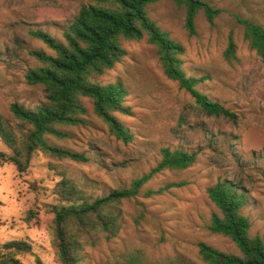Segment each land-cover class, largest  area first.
Returning <instances> with one entry per match:
<instances>
[{"label": "rangeland", "instance_id": "rangeland-1", "mask_svg": "<svg viewBox=\"0 0 264 264\" xmlns=\"http://www.w3.org/2000/svg\"><path fill=\"white\" fill-rule=\"evenodd\" d=\"M219 14L210 25L203 12L195 19L196 35L184 29L185 12L171 0L147 7L149 17L184 47L182 68L187 76L203 79L198 91L234 115H205L187 92L162 73L154 46L122 41L127 52L121 63L93 81L107 85L120 80L128 95L124 105L132 115L115 116L129 129L133 140L123 143L110 135L94 114L93 103L83 98L86 124L70 130L65 147L83 153L85 163L53 161L35 152L26 173L12 164L0 166V253L11 242H27L32 255H18L21 264H58L48 230L56 204L53 189L62 178L84 194L96 198L147 173L161 159L163 148L196 152L193 166L164 171L145 189L183 182L161 196L141 195L123 204L118 236L94 248H85L81 264H202L197 244L204 242L223 252L238 254L227 238L207 229L215 211L206 188L218 180L232 181L245 192L243 209L251 234L264 241V63L242 38L237 19L254 21L264 28V0H201ZM91 0H0V116L10 120V105L34 109L44 102L40 86L26 83L25 74L39 65L34 53L54 52L37 39V31L64 42L63 31L76 18L82 4ZM232 33L236 60L227 63L223 53ZM0 152L9 150L0 141ZM50 163L54 166L50 168ZM30 212V213H29ZM29 220L27 219L30 217Z\"/></svg>", "mask_w": 264, "mask_h": 264}, {"label": "trees", "instance_id": "trees-1", "mask_svg": "<svg viewBox=\"0 0 264 264\" xmlns=\"http://www.w3.org/2000/svg\"><path fill=\"white\" fill-rule=\"evenodd\" d=\"M68 1V0H60ZM163 0H91L82 4L76 18L63 31L64 42L48 33L37 31L35 37L42 41L54 55L43 51L34 53L39 65L28 70V85L40 86L44 102L34 109H26L13 103L10 113L16 123L0 116V141L10 151L0 152V166L12 164L18 174L26 173L35 152L53 161L68 160L85 163L83 153L63 144L71 137L70 130L86 124V108L83 98L93 103L94 114L106 125L115 139L129 143L133 136L116 116H130L125 106L128 95L120 80L101 85L93 81L121 63L127 52L122 41H141L154 46L163 75L176 82L195 99V103L207 116L224 117L233 122V113L218 102L211 101L198 91L203 79L187 76L182 68L184 47L173 40L149 17L147 7ZM175 7L185 12L184 29L189 36L196 35L195 19L203 12L212 25L218 10L201 0H171ZM242 27V38L248 49L264 63V28L248 20L237 19ZM227 63L236 60V44L232 33L228 36L223 53ZM160 161L147 173L133 179L127 187L108 195L92 198L84 194L72 181L62 178L54 186L56 204L50 207L53 218L48 230L51 248L58 264H81V253L102 242L115 239L122 225L126 202L141 195L143 198L161 196L183 182H171L157 189H145L156 175L164 171H183L194 165L196 152L163 148ZM50 163V168L54 166ZM215 211L211 213L207 229L213 235L227 238L238 249V254L227 253L199 242L198 255L202 264H264V241L251 234L252 223L243 214L248 201L238 184L227 179L218 180L206 188ZM30 213V212H29ZM27 219L32 218L31 214ZM0 264H21L18 255H32L33 248L27 242H11L2 246ZM35 264H43L35 258Z\"/></svg>", "mask_w": 264, "mask_h": 264}]
</instances>
